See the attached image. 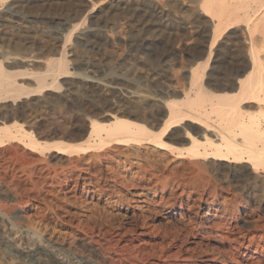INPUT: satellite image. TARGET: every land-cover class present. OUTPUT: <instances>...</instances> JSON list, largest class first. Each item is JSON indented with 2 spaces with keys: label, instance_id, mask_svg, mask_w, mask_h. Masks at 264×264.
<instances>
[{
  "label": "bare ground",
  "instance_id": "bare-ground-1",
  "mask_svg": "<svg viewBox=\"0 0 264 264\" xmlns=\"http://www.w3.org/2000/svg\"><path fill=\"white\" fill-rule=\"evenodd\" d=\"M55 1L88 36L127 11L152 33L124 43L189 63L129 77L140 57L122 49L77 73L61 38L28 28L0 45V258L264 264V0Z\"/></svg>",
  "mask_w": 264,
  "mask_h": 264
},
{
  "label": "rangeland",
  "instance_id": "rangeland-1",
  "mask_svg": "<svg viewBox=\"0 0 264 264\" xmlns=\"http://www.w3.org/2000/svg\"><path fill=\"white\" fill-rule=\"evenodd\" d=\"M46 1L45 0L44 1L43 0H18L17 2L14 0H3V1L0 0V22H2L5 25V26L3 25L4 26L3 28H5L10 34L12 33L13 39H14V40L13 39L11 40L10 39H6V40L0 39V45L4 48L5 51L7 47H8L7 52L14 51L16 47L15 42L19 41L17 37L20 36V34L25 33L26 30L29 28L28 31H31L30 29H34L38 31L39 35L42 34V36L45 34H48L49 43L56 38H61V40L63 41V46L65 43L66 57L68 59V66L70 68L72 67L75 68L73 70L77 73H81L82 71H83L82 73L84 72L86 73L90 70V68H85L84 66L81 65V63L83 62H87L90 65L93 63L94 65H97V66H105V65L108 66V64L110 63L109 60L111 56L113 57L117 55L118 51L119 53H121L123 52V50L124 52L129 50V51H132V52L135 51V53H138L140 59L142 60L141 61L140 59H138L136 60V63H134L133 65L131 66L128 65L130 66L131 69L134 68L133 70H131L134 72V74L133 72L130 71L129 73H131V75L128 73V75H130L129 77L139 76L140 73L141 75L146 76L148 75L147 73H150L151 68L153 69L156 65L161 64L165 61H166L165 63L168 64V67H169L168 68L169 73H167V76L170 75L171 71H177V72L180 71L181 73L179 72V74H182V76L179 75L180 78L184 77L183 71L186 70V68L181 67V66L183 64L186 65L189 63V57L185 55L180 56L179 54L177 55L170 54L167 56V55H164L158 49H155L152 47L146 48L145 46H140V45L134 46V44L132 45L130 43H124L125 40L127 39L129 40L132 38V35L135 33L134 31L141 30V32H146L148 29V27H146L145 29L144 27L142 28L141 25L136 23L133 20V15H131L129 12L116 11L117 14L113 15L114 20L111 21V23L113 24L110 23V25L108 24L105 27H102L101 24L95 23L94 26H96L97 28L103 29V32H102L103 35L101 33L99 35L91 34L88 36L83 33L85 27L89 25L88 22L81 24L77 28V26L75 25L78 21L74 18V13L66 9L67 6L57 1L53 3V0H46ZM95 2H96V9L104 7V5L107 7L108 4L110 3L108 0H95ZM188 14L189 12L187 11H179V13L177 12L176 16L180 18H183V17L185 18L187 17ZM144 29L145 31H142ZM190 30L191 29H189V27H187L186 25L185 29L175 32L177 33V35H174L172 32L171 35L169 34V37L171 38V40H173L174 45H176L178 41H179V44H184L188 42L185 38H187V36L191 34ZM148 31L147 33H150L152 30L150 29ZM21 36H20V39H21ZM37 43L35 42L34 44L30 45L31 46L30 48L33 50L35 49L36 51V49H39L40 47H42V45L39 42ZM189 45L191 44H188L187 46ZM60 48H62V46ZM60 48L59 50H61ZM25 50L27 49H22L21 51L25 52ZM46 54L50 56L49 58L55 57L56 55V54L54 55V52H51V51L47 52ZM127 61H128V64L131 63L130 60H127ZM127 61H124V62L127 64ZM171 64L174 66H171ZM173 67H176V69L177 68L179 69L174 70L175 68ZM181 69L183 70L181 71ZM209 69L210 68L207 69L208 71L206 70V73L209 72ZM219 71H220V67L212 70V74H215L213 75L214 77L213 79L216 80L217 76H218V79L221 78V71L220 72ZM162 77L159 78L158 76H155L157 80L156 79L154 80L155 82L159 83V85H166V80ZM205 78H207L206 75L204 76V79ZM142 83L140 84V86L144 88L145 85L144 83L143 84ZM6 260L7 259L4 257L0 258V264H21L20 262L17 263L9 259L6 262Z\"/></svg>",
  "mask_w": 264,
  "mask_h": 264
}]
</instances>
